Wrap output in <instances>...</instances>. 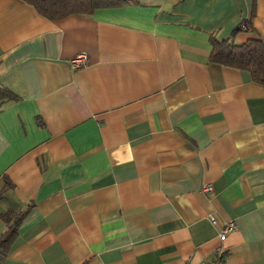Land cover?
I'll use <instances>...</instances> for the list:
<instances>
[{
	"label": "crops",
	"instance_id": "1",
	"mask_svg": "<svg viewBox=\"0 0 264 264\" xmlns=\"http://www.w3.org/2000/svg\"><path fill=\"white\" fill-rule=\"evenodd\" d=\"M212 39L264 42V0H0V217L31 206L6 264H264V85Z\"/></svg>",
	"mask_w": 264,
	"mask_h": 264
},
{
	"label": "trees",
	"instance_id": "2",
	"mask_svg": "<svg viewBox=\"0 0 264 264\" xmlns=\"http://www.w3.org/2000/svg\"><path fill=\"white\" fill-rule=\"evenodd\" d=\"M33 6L43 17L51 21L62 20L71 15L91 17L97 10L121 8L129 0H23ZM242 25H247L246 23ZM249 31L251 27L247 25ZM242 30V28L240 27ZM244 31V30H242ZM209 61L227 67L247 71L253 80L264 85V42L260 39H250L243 44H236L232 40L219 41L212 39V51ZM19 101L20 98L11 90L0 87V102ZM2 103H0V106ZM6 189L13 188L7 176ZM1 198V193H0ZM31 206L25 210H9L0 217L6 226L0 235V264H6L8 254L18 238V231L22 221L28 214ZM86 264V262L84 263Z\"/></svg>",
	"mask_w": 264,
	"mask_h": 264
},
{
	"label": "built area",
	"instance_id": "3",
	"mask_svg": "<svg viewBox=\"0 0 264 264\" xmlns=\"http://www.w3.org/2000/svg\"><path fill=\"white\" fill-rule=\"evenodd\" d=\"M241 28L242 30L244 31H249V28L247 27V25H241ZM88 63V57L86 54L84 53H81V54H78L76 55L71 61H70V65L72 67V69H81V68H84L86 67ZM213 191V186L211 184H205L203 187H202V192L204 193H210ZM211 222L212 224H217L218 221L215 217H211ZM236 229V225L234 222H227V223H224L223 224V229H222V232L219 236L220 240L221 241H224L227 237V235L232 232L233 230ZM222 253V252H220ZM222 258V254L220 256V259ZM201 264H221L219 260L217 261H213V260H206V261H203Z\"/></svg>",
	"mask_w": 264,
	"mask_h": 264
}]
</instances>
